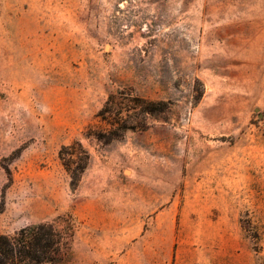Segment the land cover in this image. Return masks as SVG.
Masks as SVG:
<instances>
[{
    "label": "rangeland",
    "instance_id": "1",
    "mask_svg": "<svg viewBox=\"0 0 264 264\" xmlns=\"http://www.w3.org/2000/svg\"><path fill=\"white\" fill-rule=\"evenodd\" d=\"M47 222L59 264H264V0H0V234Z\"/></svg>",
    "mask_w": 264,
    "mask_h": 264
},
{
    "label": "trees",
    "instance_id": "2",
    "mask_svg": "<svg viewBox=\"0 0 264 264\" xmlns=\"http://www.w3.org/2000/svg\"><path fill=\"white\" fill-rule=\"evenodd\" d=\"M144 111L153 113L154 109L145 106ZM114 133L112 137H118ZM98 139L104 136L95 134ZM107 141L111 137L106 138ZM63 167L71 177V187L76 189L86 171L90 155L80 142L63 147L58 155ZM243 227L244 223L242 222ZM72 237V235H69ZM65 233L54 223H39L24 227L14 235L0 234V264H59L62 259Z\"/></svg>",
    "mask_w": 264,
    "mask_h": 264
}]
</instances>
